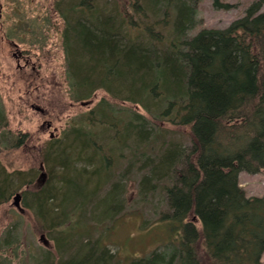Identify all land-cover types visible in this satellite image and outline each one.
<instances>
[{
  "label": "trees",
  "instance_id": "obj_1",
  "mask_svg": "<svg viewBox=\"0 0 264 264\" xmlns=\"http://www.w3.org/2000/svg\"><path fill=\"white\" fill-rule=\"evenodd\" d=\"M200 1L57 0L71 96L104 95L65 140L44 145L43 186L34 169L10 172L0 159V205L29 181L26 202L38 224L49 234L59 231L55 248L30 255L34 264H264V193L249 195L239 182L243 170H264V0L226 27L191 35ZM165 124L187 127L191 145L163 141L153 157ZM20 138L8 127L0 94V148L19 146ZM129 141L133 155L145 156L143 187L166 195L161 220L170 221L172 234L164 248L125 259L101 238L86 240L89 230L79 236L72 230L76 210L96 202L110 177L117 159L107 155ZM166 176L170 184L160 181ZM118 191L108 194L104 211L119 204ZM12 226L0 234L1 249L19 238ZM12 263L0 254V264Z\"/></svg>",
  "mask_w": 264,
  "mask_h": 264
},
{
  "label": "rangeland",
  "instance_id": "obj_2",
  "mask_svg": "<svg viewBox=\"0 0 264 264\" xmlns=\"http://www.w3.org/2000/svg\"><path fill=\"white\" fill-rule=\"evenodd\" d=\"M223 1L230 3L231 7L216 8L212 0H201L198 5L200 23L189 33L192 35L203 27L228 26L234 19L244 16L254 0ZM56 2L0 0V94L8 127L24 139L19 146L7 144V148H0V159L10 172L20 170L28 173L34 169V181L42 186L49 179L42 161L44 145L52 138L65 140V133H70L72 123L91 111L104 95L99 90L92 91L91 96L82 100L72 98L66 79L62 35L65 19L55 7ZM14 42L28 54V65L25 59H21L22 66H18ZM122 104L124 107L130 105L129 102ZM46 121L50 122L51 128ZM166 127L168 130L161 131L160 140L150 150L153 157L162 153L163 141L191 145L187 127L170 124ZM108 133L103 135V143L105 138L109 140L107 137L111 133ZM135 148L134 142L129 141L113 151L114 154L107 155L110 160L117 159L110 169V177L105 185L97 188L99 197L96 202L87 204L84 210H76L74 216L78 217V224L72 230L74 236L89 230L91 235H87L86 240L101 238V244H107L112 253L125 259L146 256L157 247L164 248L172 234L170 221L161 220L162 214L168 211L166 195L160 189L151 193L141 184L148 167L143 165L144 155H133ZM160 181L170 184L172 178L166 176ZM24 182L13 191L7 202L0 205V234L16 223L12 227L17 228L20 238L0 248L2 256L12 258V264H34L30 255L40 247L55 248L54 236L59 235V231L49 234L38 224L25 197V193L32 191L31 184ZM239 182L247 194L261 195L264 193V170L258 173L243 170L239 174ZM116 189H119L120 202L111 212H106L104 207L108 194ZM17 193L22 194L21 207L14 204ZM74 240L76 246L81 244L82 240L70 239Z\"/></svg>",
  "mask_w": 264,
  "mask_h": 264
},
{
  "label": "flooded vegetation",
  "instance_id": "obj_3",
  "mask_svg": "<svg viewBox=\"0 0 264 264\" xmlns=\"http://www.w3.org/2000/svg\"><path fill=\"white\" fill-rule=\"evenodd\" d=\"M0 14H1L0 15V20H1L2 19V13H0ZM14 44H15V46L17 48V49L15 48L16 50L14 51V56L17 57V59H18V66H20V67L22 66L21 63H20L21 59H25V63H26V65H28L30 63V58H26V56H28V54L25 53L23 50H21L18 47L17 43L14 42ZM47 123H48V121H46V125L51 128L52 125H49L50 122L48 124Z\"/></svg>",
  "mask_w": 264,
  "mask_h": 264
},
{
  "label": "water",
  "instance_id": "obj_4",
  "mask_svg": "<svg viewBox=\"0 0 264 264\" xmlns=\"http://www.w3.org/2000/svg\"><path fill=\"white\" fill-rule=\"evenodd\" d=\"M40 110H43V109H40ZM43 174H44V173H42V175H43ZM14 198H15L14 204H16L17 207H21V206H20V202H21V199H22V194L17 193L16 196H15ZM43 236H44V234H42L41 237H43Z\"/></svg>",
  "mask_w": 264,
  "mask_h": 264
}]
</instances>
